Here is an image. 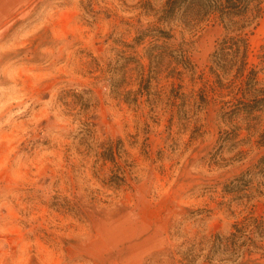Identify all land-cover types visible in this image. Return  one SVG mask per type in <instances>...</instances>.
<instances>
[{
  "label": "rangeland",
  "instance_id": "374dc122",
  "mask_svg": "<svg viewBox=\"0 0 264 264\" xmlns=\"http://www.w3.org/2000/svg\"><path fill=\"white\" fill-rule=\"evenodd\" d=\"M163 3L32 0L11 21L0 264H264V221L233 227L264 220V108L232 111L242 77L211 72L222 23L163 20ZM247 44L258 69L264 11Z\"/></svg>",
  "mask_w": 264,
  "mask_h": 264
},
{
  "label": "trees",
  "instance_id": "16d2710c",
  "mask_svg": "<svg viewBox=\"0 0 264 264\" xmlns=\"http://www.w3.org/2000/svg\"><path fill=\"white\" fill-rule=\"evenodd\" d=\"M264 11V0H164L159 17L163 20L178 19L183 25L192 26L208 17H215L225 28V34L217 41L211 53V72L220 77L219 71L234 68V77L241 78L238 86L241 97L232 111L243 109L247 112L264 108V81L258 78L259 71L264 74V45L259 54L260 67H247V32L252 21ZM159 36L169 38V30L156 29ZM186 43L175 46V58L182 62L186 59ZM220 79V78H219ZM220 82V81H219ZM264 162V154L259 163ZM263 219L244 218L240 224L234 223L236 234L244 232L247 225L263 227ZM234 233V232H233ZM252 245H257L251 241Z\"/></svg>",
  "mask_w": 264,
  "mask_h": 264
},
{
  "label": "crops",
  "instance_id": "0c3cea01",
  "mask_svg": "<svg viewBox=\"0 0 264 264\" xmlns=\"http://www.w3.org/2000/svg\"><path fill=\"white\" fill-rule=\"evenodd\" d=\"M32 0H0V42L13 19L23 12Z\"/></svg>",
  "mask_w": 264,
  "mask_h": 264
}]
</instances>
